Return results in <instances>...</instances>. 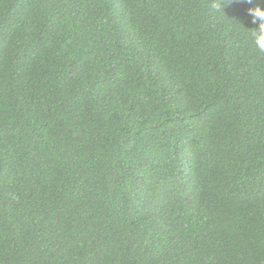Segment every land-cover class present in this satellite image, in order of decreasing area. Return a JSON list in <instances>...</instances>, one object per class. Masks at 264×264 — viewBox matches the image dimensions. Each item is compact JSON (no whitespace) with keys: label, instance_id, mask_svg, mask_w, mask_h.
<instances>
[{"label":"trees","instance_id":"16d2710c","mask_svg":"<svg viewBox=\"0 0 264 264\" xmlns=\"http://www.w3.org/2000/svg\"><path fill=\"white\" fill-rule=\"evenodd\" d=\"M213 2L0 0V264H264V53Z\"/></svg>","mask_w":264,"mask_h":264},{"label":"clouds","instance_id":"9594fccd","mask_svg":"<svg viewBox=\"0 0 264 264\" xmlns=\"http://www.w3.org/2000/svg\"><path fill=\"white\" fill-rule=\"evenodd\" d=\"M233 0H214L212 8L222 11L223 5L231 4ZM235 2L247 5L246 13L253 30L247 33V40L251 47L260 53H264V0H235Z\"/></svg>","mask_w":264,"mask_h":264}]
</instances>
